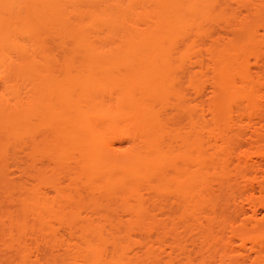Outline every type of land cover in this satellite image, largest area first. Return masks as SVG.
Listing matches in <instances>:
<instances>
[{
    "label": "bare ground",
    "instance_id": "1",
    "mask_svg": "<svg viewBox=\"0 0 264 264\" xmlns=\"http://www.w3.org/2000/svg\"><path fill=\"white\" fill-rule=\"evenodd\" d=\"M245 128L264 0H0V264H206Z\"/></svg>",
    "mask_w": 264,
    "mask_h": 264
},
{
    "label": "rangeland",
    "instance_id": "2",
    "mask_svg": "<svg viewBox=\"0 0 264 264\" xmlns=\"http://www.w3.org/2000/svg\"><path fill=\"white\" fill-rule=\"evenodd\" d=\"M204 86L209 89L210 85L205 81ZM254 126L261 128L258 121H255ZM252 130L254 129L245 128L242 143L238 148H234L235 154L245 153L257 156L264 152V134L254 138V142H249ZM259 132L264 133V130ZM233 167L231 164L232 184L223 189L217 187L221 195L219 203L224 207L212 219L209 242L201 244L199 238H196L191 246L193 257L199 259L201 254L206 264H255L259 256L264 259V244L255 243V247H252L253 244L246 240L250 236L264 232V229L257 231L258 229L245 220L252 208L258 209L259 219L264 220V209L262 208L264 201L257 183L262 181L263 173L251 168L239 170L240 174L246 176L243 180L241 175H236ZM14 176L17 178V175ZM250 182L256 186L254 193L247 189L246 184Z\"/></svg>",
    "mask_w": 264,
    "mask_h": 264
}]
</instances>
